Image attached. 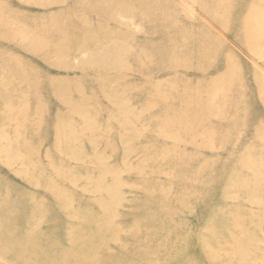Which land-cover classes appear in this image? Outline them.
<instances>
[{
    "label": "rangeland",
    "instance_id": "1",
    "mask_svg": "<svg viewBox=\"0 0 264 264\" xmlns=\"http://www.w3.org/2000/svg\"><path fill=\"white\" fill-rule=\"evenodd\" d=\"M259 4L0 0V264H264Z\"/></svg>",
    "mask_w": 264,
    "mask_h": 264
},
{
    "label": "bare ground",
    "instance_id": "2",
    "mask_svg": "<svg viewBox=\"0 0 264 264\" xmlns=\"http://www.w3.org/2000/svg\"><path fill=\"white\" fill-rule=\"evenodd\" d=\"M263 6H264V4H263V5L259 4V7H258V8L263 7ZM262 9H263V8H262ZM262 9H261V10H262ZM258 10H259V9H258ZM258 10H255L253 13H251V11H249L247 17H251V18H253V17H255V16L257 17V16H258V12H259ZM263 10H264V9H263ZM263 10H262V11H263ZM257 11H258V12H257ZM260 12H261V11H260ZM263 12H264V11H263ZM263 12H261V13H263ZM261 13H260V14H261ZM260 14H259V15H260ZM261 15H262V14H261ZM263 15H264V14H263ZM263 17H264V16H263ZM252 22H253V20H252ZM256 22H257V19H256ZM261 22H262V20H261ZM262 23H263V22H262ZM262 23H261V24H262ZM250 24H251V23H250ZM251 25H252V24H251ZM254 25H255V27H256V24H253L252 26H254ZM257 25L260 26L259 24H257ZM262 26H263V25H262ZM258 29H259V30H258L257 33L260 32V28H259V27H258ZM261 30H264V28H263V29L261 28ZM256 31H257V30H255L254 27H251V28L249 27L248 29H245L246 34L249 36L248 38L254 37V36L256 35ZM262 34H264V33H262ZM259 35H260V33H259ZM261 36H262V35H261ZM260 41H262V40H260ZM250 45H252V44H250ZM232 63H233V62H232ZM234 66H235V65H234Z\"/></svg>",
    "mask_w": 264,
    "mask_h": 264
}]
</instances>
